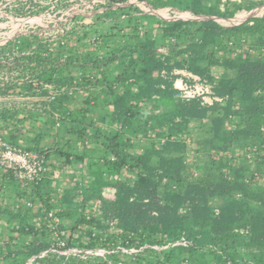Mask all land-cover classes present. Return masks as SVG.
<instances>
[{
  "label": "trees",
  "instance_id": "obj_1",
  "mask_svg": "<svg viewBox=\"0 0 264 264\" xmlns=\"http://www.w3.org/2000/svg\"><path fill=\"white\" fill-rule=\"evenodd\" d=\"M211 1L154 0L151 5L223 19L254 6L231 3L222 11L221 0ZM141 16L143 23L129 16L132 28L122 47L113 35L106 41L104 32L96 37L84 27L77 34L83 46L68 40L46 49L45 82L57 90L88 91L80 108L63 110L59 120L68 137L66 164L85 167L93 160L87 168L91 182L81 187L84 206L100 201L98 209L86 210L89 219L79 215L87 230L86 238L76 241L81 249L143 250L134 264H264V54L221 60L210 51L223 48L231 35L263 48L264 16L231 28L212 19L167 22ZM97 22L102 23L100 17ZM213 65L237 75L216 81L209 70ZM178 69L212 83L213 97L223 101L182 100L175 89ZM75 70L80 74L76 85ZM58 95L53 103L59 107L73 100L64 91ZM193 122H209L201 128L202 145L187 142L194 136ZM105 192L112 201L104 200ZM73 200L74 189L63 201ZM110 220L114 230L106 233L110 228L102 222ZM66 243L75 247L72 236ZM168 244L164 251L153 248ZM48 249V244L33 245L29 256Z\"/></svg>",
  "mask_w": 264,
  "mask_h": 264
},
{
  "label": "crops",
  "instance_id": "obj_2",
  "mask_svg": "<svg viewBox=\"0 0 264 264\" xmlns=\"http://www.w3.org/2000/svg\"><path fill=\"white\" fill-rule=\"evenodd\" d=\"M140 1L139 7L128 6L125 4L126 1L124 3L121 0L107 1L104 5L106 7L102 10L92 9L90 18L93 22L85 27L93 29L96 33L99 26H104L103 31L108 37L106 41L111 39L113 41L111 37L113 35L114 42L116 41L119 47H122L126 44V35L132 28L129 16L138 17V20L135 21L143 23L141 15H152L149 10L154 8L151 5L154 0ZM246 1L243 4L245 7L249 3L254 4L250 11L246 9L235 11L233 16L226 19L219 18L216 21L220 25L230 28L240 25L239 23L245 19L264 16V1ZM117 3L122 4L121 7H113ZM211 3L214 5L215 0ZM231 3H234V0H221L220 9L224 11L225 5L231 6ZM235 3L242 4V2ZM99 17L102 21L101 24L97 22ZM232 21L234 22L232 23ZM142 27V25L139 27L138 34L140 36L144 35ZM230 41L233 42L232 47L228 45ZM224 42L223 48L210 47V51L215 52L216 57L221 60L236 58L240 54L242 56L250 54L253 58H260L264 54V52L259 54L261 49L264 50V47L254 48L251 40L247 41L238 35H231ZM4 43L0 46V57H4L9 62L11 73L5 77L0 73V137L15 146L42 153L46 159L47 168L45 180L36 186L20 183L15 180L13 172L0 169V264L17 262L25 264L32 257L29 254L33 245L48 244L50 249L56 244L55 232L52 231L51 224L46 219L48 211L61 210L59 214L61 225L56 230L59 233L63 230L68 231L75 246L73 248H81L76 237L86 238L87 229L82 224L80 225V216L73 214L72 211L69 212L67 209L70 204L64 203L63 200L67 191L74 189L75 192L77 182H82L84 185L91 182L87 168L93 160L88 159L85 167L79 164L71 168L66 164V156L69 153L68 137L59 130V120L63 110H78L80 102L84 101V96L88 94V91H82L77 86H71L66 90H57L53 84L45 82L48 68L45 60L46 49L52 46L58 47L57 44H46L36 38L13 39ZM119 63H117V67L113 68L116 73L119 71L117 69ZM209 70L211 77L216 81L224 77L235 78L237 75L236 71L227 70L218 65L210 66ZM68 72L67 70L63 71V76L67 77L70 74ZM78 74L76 70L71 72L75 85L80 78V74ZM175 74L177 75L175 82H182L190 86L199 84L198 80L200 82L206 80L188 69H178ZM4 79L6 81L10 79V82L5 83ZM63 91L73 100L69 104L59 107L53 102ZM205 124H209V122H193L190 125L194 136L189 139L198 145H202L199 140L202 133L201 128L206 126ZM76 152L74 150L73 154ZM83 170L86 172L84 175L81 172ZM28 203H31L32 206L29 207ZM92 228L93 226L90 229ZM47 259L55 262L49 264H64L63 260H66V257L52 253ZM92 261L94 263V259ZM109 261H111L110 258ZM119 261L121 260L119 259Z\"/></svg>",
  "mask_w": 264,
  "mask_h": 264
},
{
  "label": "built area",
  "instance_id": "obj_3",
  "mask_svg": "<svg viewBox=\"0 0 264 264\" xmlns=\"http://www.w3.org/2000/svg\"><path fill=\"white\" fill-rule=\"evenodd\" d=\"M107 1H113V0H104V3ZM100 0H91L90 1V8L93 9L94 5L99 3ZM125 3V2H124ZM126 5L132 6V7H139L141 4L140 0H127ZM116 7H121L122 4L117 3L114 4ZM150 14L156 15L160 17L162 20L171 22V21H177V20H183V21H192V22H202L205 20H218L217 17H206V16H198L194 15L189 11H182L178 8L173 7H167V8H151L149 10ZM247 15V14H245ZM256 16V14H255ZM243 20V19H241ZM248 19H245L241 21L239 24L246 22ZM217 22V21H216ZM234 21H232L233 23ZM235 27V26H234ZM231 28V27H230ZM7 42V41H6ZM4 43V42H3ZM5 44V43H4ZM65 43H61V45H64ZM3 44H0L2 46ZM229 47H232L233 42L230 41L228 43ZM165 50L162 47L158 48L159 56H163L165 53ZM264 52V50L261 49L259 54ZM260 57V56H259ZM66 58V56H65ZM4 57H0V63L8 64V61ZM199 84H195L193 86H190L188 84H184L182 82L178 83L175 82V89L179 91L181 95L182 100H191L196 98H201L203 104L211 105L213 102H222V99L215 98L212 95V83L205 80L200 82L198 80ZM187 142L191 144V140L188 139ZM0 169L5 171H11L14 173V178L16 181L23 183L25 185H39L42 183L47 174V168H46V159L44 155L40 152H32L27 149L15 146L9 142H7L3 137H0ZM76 188L74 192V200L73 204H70L68 209L69 212L72 211V213L77 214L79 216L82 213H86L87 209H98L100 206V201H96L95 203H92L90 206H87L85 204L84 206V199L81 194V187L83 186L82 182L76 183ZM104 200L112 201L113 196L105 192L104 193ZM28 206L31 207L32 204L28 203ZM90 207V208H89ZM85 210V211H84ZM61 210H51L46 213V219L51 224L52 231L55 232L54 235L56 236V244L51 247L48 250H45L41 252L37 256H32L28 261L25 262V264H41L42 260H45L49 257L50 254L55 253L60 256H65L67 258L69 257H76L81 260L86 259H95V258H102L106 261V263L110 264H122L120 257H132L136 258L138 254H140L143 250H134V249H126L122 246H117L116 248L112 249H81V248H71L67 247L66 240L69 239L68 231L63 230L61 233L57 232L56 228L61 225V217L59 216ZM91 212V211H90ZM216 214H218V210L215 211ZM87 214V218H90V214ZM105 223L110 229L106 232H112L114 230L115 222L113 221H107L102 222ZM94 230L93 236L96 234V229L92 228ZM84 240V239H83ZM181 243V242H180ZM182 245H186L187 243L182 241ZM177 245V244H175ZM173 245V246H175ZM171 247V245H166L162 248L159 247H153L156 251H164ZM109 258L113 260L109 261ZM115 258L118 259L119 262H116Z\"/></svg>",
  "mask_w": 264,
  "mask_h": 264
},
{
  "label": "rangeland",
  "instance_id": "obj_4",
  "mask_svg": "<svg viewBox=\"0 0 264 264\" xmlns=\"http://www.w3.org/2000/svg\"><path fill=\"white\" fill-rule=\"evenodd\" d=\"M90 1L91 0H0V44L13 39L34 36L38 40L46 42V44L60 45L62 42L65 43L69 40L71 45L83 46L84 43L77 44V34H82V32L86 30L84 27L93 22L92 18H90V13L92 12ZM245 1L246 0H234V3L242 2V4H244ZM105 4L104 0H100L99 3L94 5L93 9H98V11L102 10L106 7L104 6ZM113 7H116V5H113ZM103 29L104 26L101 25L98 30H96L98 36L104 32ZM94 39L95 38H93V40ZM10 70L9 62L8 64L0 63V73L2 76H8L11 73ZM8 81L10 82V79ZM8 81L4 79L5 83ZM200 141L201 139L199 142ZM120 258L122 264H134L136 262V259L132 257L123 256ZM78 259L79 258H77V260ZM111 260L113 259L111 258ZM63 261H65L64 264L68 263L66 260ZM115 261L118 262V260ZM43 263L49 264L55 262L46 258L41 264ZM104 263H106V261L102 258H95L94 263L88 258L73 264Z\"/></svg>",
  "mask_w": 264,
  "mask_h": 264
}]
</instances>
